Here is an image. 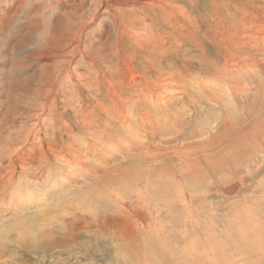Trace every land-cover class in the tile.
<instances>
[{
	"label": "rangeland",
	"instance_id": "rangeland-1",
	"mask_svg": "<svg viewBox=\"0 0 264 264\" xmlns=\"http://www.w3.org/2000/svg\"><path fill=\"white\" fill-rule=\"evenodd\" d=\"M0 18V264H264V0Z\"/></svg>",
	"mask_w": 264,
	"mask_h": 264
},
{
	"label": "bare ground",
	"instance_id": "bare-ground-1",
	"mask_svg": "<svg viewBox=\"0 0 264 264\" xmlns=\"http://www.w3.org/2000/svg\"><path fill=\"white\" fill-rule=\"evenodd\" d=\"M111 2V1H110ZM86 3V2H85ZM233 5V4H232ZM6 7V6H5ZM90 8V7H89ZM77 12V11H76ZM113 12V11H112ZM129 12V11H128ZM85 13V12H84ZM83 13V14H84ZM128 16V15H127ZM120 18V17H119ZM1 19V18H0ZM4 19V18H3ZM87 20V19H86ZM102 20V19H101ZM100 20V21H101ZM85 21V20H84ZM148 23V22H147ZM149 24V23H148ZM147 24V25H148ZM151 24V23H150ZM90 25V24H89ZM93 26V25H92ZM97 26V25H96ZM150 26V25H149ZM143 27V26H142ZM148 27V26H147ZM2 29V28H1ZM112 29V28H111ZM126 29V28H125ZM151 29V28H150ZM81 31V30H80ZM108 31V30H107ZM134 31V30H133ZM126 32V31H125ZM135 32V31H134ZM137 32V31H136ZM144 33V32H143ZM151 33V32H150ZM87 39V38H86ZM86 41V40H85ZM48 44V43H47ZM141 44V43H140ZM42 46V45H41ZM13 47V46H12ZM15 48V47H14ZM76 48V47H75ZM9 50V49H8ZM119 50V49H118ZM13 51V50H12ZM28 54V53H27ZM242 61V60H241ZM234 68V67H233ZM263 86V85H262ZM233 100V99H232ZM18 116V115H17ZM133 136V135H132ZM256 218V217H255ZM255 220V219H254ZM263 220V219H262ZM243 221V220H242ZM250 221V220H249ZM248 229V228H247ZM253 229V228H252ZM261 229V228H260ZM241 230V229H240ZM249 230H250V228H249ZM260 231V230H259ZM250 233V232H249ZM254 236V235H253ZM256 236V235H255ZM243 237H245V236H243ZM251 239H252V237H251ZM48 240V239H47ZM221 240V239H220ZM254 240V239H253ZM243 241V240H242ZM261 240H259V242H260ZM208 242V241H207ZM256 243V242H255ZM263 243V242H262ZM205 244V243H204ZM210 244V243H209ZM220 244H221V242H220ZM219 244V245H220ZM253 244V243H252ZM251 244V245H252ZM209 246H211V245H208V247ZM213 247V246H212ZM255 247H256V245H255ZM205 248V247H204ZM214 248H216V247H214ZM235 248V247H234ZM262 248V247H261ZM206 250V249H205ZM259 250V249H258ZM202 251H204V250H202ZM208 251V250H207ZM205 253V252H204ZM207 253V252H206ZM209 253V252H208ZM211 253V252H210ZM201 254V253H200ZM234 254V253H233ZM208 257V256H207ZM208 260H209V258H207ZM237 259V258H236ZM261 263V262H260ZM213 264H214V262H213ZM223 264V263H222ZM237 264V263H236Z\"/></svg>",
	"mask_w": 264,
	"mask_h": 264
}]
</instances>
